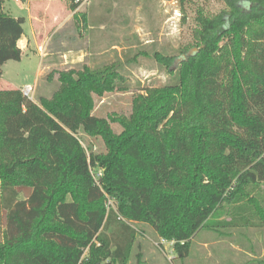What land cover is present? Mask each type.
<instances>
[{
  "label": "trees",
  "instance_id": "trees-1",
  "mask_svg": "<svg viewBox=\"0 0 264 264\" xmlns=\"http://www.w3.org/2000/svg\"><path fill=\"white\" fill-rule=\"evenodd\" d=\"M69 1L75 10L85 0ZM224 2L197 16L192 54L155 53L172 80L112 118L119 133L94 113V93L124 87L112 65L62 72L38 102L0 90V264H127L131 222L187 257L202 229L264 223V0ZM24 23L0 0V78L6 61L22 58ZM78 133L105 149L88 152ZM90 166L105 170L103 190ZM107 196L116 203L108 211Z\"/></svg>",
  "mask_w": 264,
  "mask_h": 264
},
{
  "label": "rangeland",
  "instance_id": "rangeland-1",
  "mask_svg": "<svg viewBox=\"0 0 264 264\" xmlns=\"http://www.w3.org/2000/svg\"><path fill=\"white\" fill-rule=\"evenodd\" d=\"M26 1L39 19L30 17L24 28L28 33L35 30L39 40L43 35L47 43L39 44L34 51L38 55L6 61L0 90L30 85L34 87L31 99L38 102L52 98L60 88L62 72L112 65L125 79L124 87L93 96L94 113L109 118L116 133L123 128L112 118L129 117L135 96L172 80L155 53L180 58L186 48L195 49L197 16H214L226 9L224 0H85L76 10L69 0H4V10L28 17ZM78 136L88 152L90 146L95 152L105 149L101 138ZM260 190L264 194V183ZM105 205L107 211L116 208L110 196ZM222 219L229 220L228 214ZM130 225L136 237L127 264H264V223L202 229L192 238L187 257L179 256L174 241L163 239L151 225Z\"/></svg>",
  "mask_w": 264,
  "mask_h": 264
},
{
  "label": "crops",
  "instance_id": "crops-1",
  "mask_svg": "<svg viewBox=\"0 0 264 264\" xmlns=\"http://www.w3.org/2000/svg\"><path fill=\"white\" fill-rule=\"evenodd\" d=\"M4 1V0H3ZM18 1V0H17ZM35 1H37V0H35ZM34 1V2H35ZM26 3H27V10H28V12H29V16L28 17H26V16H22V17H24L25 18V23L23 24V27H24V25L29 21L30 22V17L32 18V19H34V18H37V20L39 19L38 18V16L37 15H33L32 14V12H31V10H32V8L30 7H28L29 6V2H27L26 1ZM76 10V9H75ZM9 14H11L12 15V13H10V12H8ZM51 14V13H50ZM13 16H15V15H13ZM15 17H19V16H15ZM35 20V19H34ZM36 21V20H35ZM42 36L43 35H41V40H39L38 38V34H37V32L35 31V30H31V32H27L26 31V29L24 28V34H23V36L19 39V41H18V46L20 47V49L22 50V58H21V60H23V58L25 57V56H28V54L30 53V54H35V52L34 51H36L37 50V48L39 47V44H42V43H44V45L46 46V43L45 42H43L44 41V39L42 38ZM47 48V51H48V47H46ZM39 53H36L35 55H38ZM20 61V60H19ZM39 68H40V66H39ZM38 68V71H37V76H36V79H37V77H38V75H39V71H40V69ZM13 89H16V88H13ZM17 89H19V88H17Z\"/></svg>",
  "mask_w": 264,
  "mask_h": 264
},
{
  "label": "built area",
  "instance_id": "built-area-1",
  "mask_svg": "<svg viewBox=\"0 0 264 264\" xmlns=\"http://www.w3.org/2000/svg\"><path fill=\"white\" fill-rule=\"evenodd\" d=\"M22 93L31 99L32 94L34 93V87L27 85L22 89ZM90 173L94 180V184L100 187L103 190V178L105 175V170L98 166H90ZM113 208V207H112Z\"/></svg>",
  "mask_w": 264,
  "mask_h": 264
},
{
  "label": "water",
  "instance_id": "water-1",
  "mask_svg": "<svg viewBox=\"0 0 264 264\" xmlns=\"http://www.w3.org/2000/svg\"><path fill=\"white\" fill-rule=\"evenodd\" d=\"M194 50H196V49L191 50L188 54H192ZM179 60H181V58ZM106 264H111V263L108 262Z\"/></svg>",
  "mask_w": 264,
  "mask_h": 264
}]
</instances>
